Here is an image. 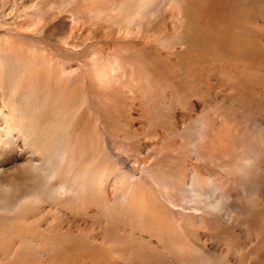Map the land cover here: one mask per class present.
<instances>
[{
	"label": "bare ground",
	"instance_id": "1",
	"mask_svg": "<svg viewBox=\"0 0 264 264\" xmlns=\"http://www.w3.org/2000/svg\"><path fill=\"white\" fill-rule=\"evenodd\" d=\"M248 111L264 0H0V264H264Z\"/></svg>",
	"mask_w": 264,
	"mask_h": 264
},
{
	"label": "rangeland",
	"instance_id": "2",
	"mask_svg": "<svg viewBox=\"0 0 264 264\" xmlns=\"http://www.w3.org/2000/svg\"><path fill=\"white\" fill-rule=\"evenodd\" d=\"M201 108H203V107H201ZM246 118L251 119L250 121L249 120L248 121L251 122L249 125H250V127L252 129H255L257 132L259 131V129H264V126H263L264 125V114L263 113H257V112L248 111V113H246ZM241 123H243V120L239 119L237 123H233L232 128L236 130L238 128V126L236 124H241ZM252 123H254L253 124L254 126L251 125ZM98 127L101 130V137H102V141H103L104 146H105L104 147L105 153L109 157V159L114 161L119 168L128 171L134 178H136V179L140 178L142 176V171H141V169L138 168V166L135 163H133V161H132L133 159L132 158L131 159L130 158H126V157H123V156L120 157L113 150L111 143L107 139V134L104 131L103 127L102 128L100 126H98ZM258 136H263V135L261 133H259ZM213 176L217 177V178H223L224 177L222 175V172L219 171V169H217V170H215L213 172ZM262 177H264V175ZM224 180H226V178H224ZM238 191H240V189H238ZM228 194L231 195V197H229L230 199H229V202H228V204H230L231 201L235 199L236 191L234 193L230 189L228 191ZM157 195H158V197L160 199L161 198V192H158ZM229 206H231V204L230 205H226V207H227L226 209H229ZM168 215H170V214H168ZM175 217H177V216L175 215ZM261 226H263V225H261ZM256 243H258V242H256ZM256 243L254 242V244L252 245L251 251L256 253V255L259 256L261 253L262 254L264 253V247H262V246H264L263 245L264 242L259 241L260 244H256Z\"/></svg>",
	"mask_w": 264,
	"mask_h": 264
}]
</instances>
